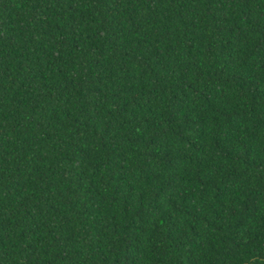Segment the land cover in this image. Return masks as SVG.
<instances>
[{
    "label": "trees",
    "instance_id": "obj_1",
    "mask_svg": "<svg viewBox=\"0 0 264 264\" xmlns=\"http://www.w3.org/2000/svg\"><path fill=\"white\" fill-rule=\"evenodd\" d=\"M0 264H264V0H0Z\"/></svg>",
    "mask_w": 264,
    "mask_h": 264
}]
</instances>
